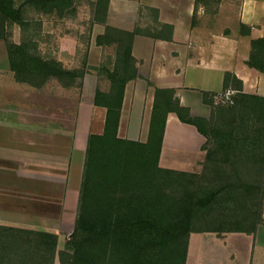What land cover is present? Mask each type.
Here are the masks:
<instances>
[{"label": "trees", "instance_id": "obj_1", "mask_svg": "<svg viewBox=\"0 0 264 264\" xmlns=\"http://www.w3.org/2000/svg\"><path fill=\"white\" fill-rule=\"evenodd\" d=\"M198 1L194 3L193 24ZM74 2L23 0L15 6L14 0H0V38L6 43L15 80L40 87L54 78L67 88H76L88 72L107 83L105 90L97 86L95 91L94 104L106 108L104 129L101 134L88 136L77 214L64 248L56 252L58 237L52 232L0 227V264H54L56 257L60 264H185L191 233L254 234L262 222L264 205V137L255 132L249 135L245 123L248 118L236 115L232 119V107L239 96L261 97L242 94V82L225 72L223 88L237 91L232 105L215 106V94L202 92L203 102L219 116L216 122L192 116L179 103L175 89L157 87L147 80L154 90L147 140L119 137L125 85L138 76L131 54L133 37L142 34L170 41L173 26L159 22L157 8L143 6L140 10H147L153 17L154 30L106 25L104 32L96 36L95 44L114 45V54L103 58L97 66L87 65L84 57L80 69L66 68L55 58L43 57L30 40L15 43L8 39V22L19 24L23 30L31 25L23 17L24 5L44 12L55 10L62 15ZM202 3L206 7L210 2ZM91 5L92 22L105 24L109 0H94ZM235 19V30L249 34L250 27ZM235 30L226 29L223 33ZM246 64L264 73V36L251 39ZM169 113L195 126L205 136V160L199 172L159 165ZM224 114L229 115L227 123Z\"/></svg>", "mask_w": 264, "mask_h": 264}, {"label": "crops", "instance_id": "obj_2", "mask_svg": "<svg viewBox=\"0 0 264 264\" xmlns=\"http://www.w3.org/2000/svg\"><path fill=\"white\" fill-rule=\"evenodd\" d=\"M137 2L157 8L159 22L171 24L173 32L170 41L134 35L131 54L138 76L125 85L117 129L119 137L147 140L154 101V90L147 80L157 87L175 89L179 103L192 116L212 118L216 122L219 116L203 102L202 92L215 94V106L224 104L218 95L225 90V72L242 82V94L264 98V73L246 64L251 39L264 36V0L240 1L237 18L250 27L247 35L236 30L230 34L213 31L199 21L204 15L202 10L196 11L193 24L195 0ZM135 5L129 0H110V19L122 24V29L131 30L138 22L133 11ZM102 51L101 46L92 43L85 56L86 64L99 65L104 58ZM64 56H67L66 50ZM4 57L0 62V227L55 233L58 252L64 248L74 227L88 136L101 134L104 129L106 108L95 105L94 96L97 86L105 90L107 83L87 72L80 87L67 88L54 78L33 87L15 80L6 50ZM59 61L67 68L65 60ZM261 98L239 96L231 107L232 119L236 115L248 118L245 123L249 135L255 132L264 137ZM228 118L224 114L226 123ZM205 142V136L195 126L169 113L159 165L199 172L205 160ZM258 229L244 240L237 238L238 245L246 243L251 247V252L239 256L243 264H252L254 235L257 238ZM229 234L191 233L185 264H221L226 255L224 238ZM54 264H60L58 257Z\"/></svg>", "mask_w": 264, "mask_h": 264}, {"label": "rangeland", "instance_id": "obj_3", "mask_svg": "<svg viewBox=\"0 0 264 264\" xmlns=\"http://www.w3.org/2000/svg\"><path fill=\"white\" fill-rule=\"evenodd\" d=\"M94 0H75L70 10L65 9L62 15H59L55 10L52 12H44L36 9L34 6L27 4L23 8V17L28 20L31 25L27 29H21L20 25L14 22L6 24V33L10 41L19 43L22 40H30L35 43L38 52L47 58L63 59L67 63V68H82L85 55L89 52V47L94 44L95 38L104 32L105 26H113L122 29L124 26L116 20L109 17V5L107 20L105 24L92 22V5ZM132 1L135 5L137 23L131 27V30L136 26H141L145 31L154 30L152 15L147 10H140L143 5L138 4L137 0ZM149 1V0H144ZM23 0H14V5L18 6ZM208 6H203L202 0L198 1L197 10L205 11L204 18L201 21L207 23L213 31H225L226 29L235 30V18L238 14V6L240 0H222L216 3L215 0H209ZM211 13L209 15L206 13ZM201 22V23H202ZM101 31L100 33H98ZM66 46V47H65ZM102 54L105 57L114 54V45L101 46ZM6 43L0 38V62L5 59L4 52ZM64 50L67 56H64ZM10 85L11 82L6 80ZM228 105V104H226ZM264 204V202H263ZM262 222L257 226L258 236L253 241V257L252 264H264V205L262 212ZM256 229V230H257ZM256 233V232H255ZM254 233V234H255ZM245 233H230L224 238L223 250L226 256L220 261L221 264H243L239 259L243 256L242 253L251 252V247L245 243H239V239L248 238ZM69 237V236H68ZM230 255H234L233 258Z\"/></svg>", "mask_w": 264, "mask_h": 264}, {"label": "built area", "instance_id": "obj_4", "mask_svg": "<svg viewBox=\"0 0 264 264\" xmlns=\"http://www.w3.org/2000/svg\"><path fill=\"white\" fill-rule=\"evenodd\" d=\"M235 93L236 91L234 89L227 88L218 95V99L221 103L230 105L233 103V96Z\"/></svg>", "mask_w": 264, "mask_h": 264}]
</instances>
